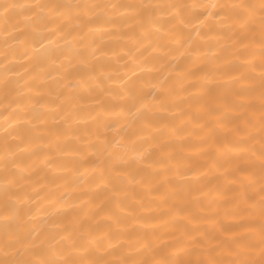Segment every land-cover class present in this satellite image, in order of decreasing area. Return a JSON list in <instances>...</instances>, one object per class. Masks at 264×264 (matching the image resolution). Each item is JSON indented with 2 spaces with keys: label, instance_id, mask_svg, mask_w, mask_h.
<instances>
[{
  "label": "snow or ice",
  "instance_id": "1",
  "mask_svg": "<svg viewBox=\"0 0 264 264\" xmlns=\"http://www.w3.org/2000/svg\"><path fill=\"white\" fill-rule=\"evenodd\" d=\"M14 17L26 26L12 24ZM0 21V40L23 46L29 61L19 99L10 100L17 90L8 76L18 72L8 54L0 60V104L21 109L0 126V264H264V0H0ZM118 24L128 31H113ZM97 37L133 47L107 61ZM128 60L124 75L109 74L110 63ZM29 66H55V75ZM145 70L178 75L144 93ZM105 77L119 84L107 90L111 100L92 87ZM85 109L84 123H94L81 129ZM191 109L203 117L196 134L205 143L223 136L224 160L181 143ZM68 137L88 148H67ZM186 148L200 153L197 161L183 155ZM82 168L90 182L80 179ZM217 173H228L231 211L200 199L205 178ZM57 189L83 195L73 200ZM41 213L48 220L30 227Z\"/></svg>",
  "mask_w": 264,
  "mask_h": 264
},
{
  "label": "bare ground",
  "instance_id": "2",
  "mask_svg": "<svg viewBox=\"0 0 264 264\" xmlns=\"http://www.w3.org/2000/svg\"><path fill=\"white\" fill-rule=\"evenodd\" d=\"M4 2H7V0H4ZM96 2L99 3H104L107 2V0H96ZM112 2L115 3H127V4H136V3H140L142 2V0H112ZM251 2L253 3H258L259 0H251ZM134 13L132 11H125L123 12V16L127 17V16H131ZM24 23L26 26V22L23 21V18H13L12 24H21ZM3 25V22L0 21V26ZM113 31H128V28L126 25H122V24H118L117 27L115 29H113ZM44 35H48V33H44ZM97 43H99L104 49L105 51H107L109 54L107 57H104L102 59H105L107 61H112L115 59V57L113 56V53H118L120 56H124L125 53L128 51L129 48L133 47V41H129L127 39H108L107 37H105L103 39V41H101L99 39V37H97ZM46 47H52L51 45H46ZM67 48V46H65ZM16 50V51H14ZM22 50H23V46L21 45H12V48H8L4 45L3 41L0 40V60L4 59V55L8 54V60H9V67H13L14 69H16V71L18 72V74L16 75H12L9 74L8 79L10 81H12V87L15 88L17 91L15 93H12L9 97V99H19L18 96V92L19 89L21 87H23V81L25 78L28 77V72L25 71V68L23 67L24 65L29 64V61L22 59ZM84 51H87L88 49H82ZM42 51V50H40ZM65 63H67V61H65ZM132 65V61L128 60L127 64L121 62L120 64H114V63H110L108 65V67L111 69L110 71V75L112 77H120L122 75H124L125 71H127L129 68H131ZM54 67L53 68H41V67H35L33 68L32 66H29L28 71H33L35 73H40L42 71H52L53 75H55L54 72ZM168 75L169 79L175 83L176 82V77L178 75V73L176 71H171L170 75L168 72L165 71H160L157 72L155 70L153 71H148L145 70L144 72L140 73V76L142 78V83L139 85L140 87L143 88L144 93H149V92H157L158 90L153 88L151 85L157 81H159L160 79H162L164 76ZM3 72L0 71V85H2V81H3ZM60 77H57V80H59ZM16 82H20V83H16ZM77 80L74 76L73 78V83H76ZM49 83L55 85V81H49ZM246 86V85H245ZM92 87L96 88V93L98 96H100L101 98L105 99V100H111L112 98L107 96V90L108 89H115V88H119V84L117 82H115L114 80H109L106 77L103 78V83L99 85V87H97V84L95 81L92 82ZM79 91L86 95V91L81 88L79 89ZM34 94V93H33ZM216 95L218 96H224L226 95V89L224 88H218L216 91ZM4 97V90L2 87H0V100H2ZM21 111L20 108H17L15 105H13L11 108H8L7 105L4 104H0V126H7L8 121L12 120L13 116H15L17 113H19ZM191 111H193L195 114L190 118L192 120V123H188L187 120L185 121H181L182 123L186 124V126L189 129L190 134L187 135L184 140L181 142L184 145H192V146H197L200 145L203 147V151L207 152V153H211L213 155L214 158L219 159V160H224L225 157V153L223 151H217V146L223 141V136L220 134H217L213 140L208 141L207 143H205V141L198 136L196 133H198L200 131L199 127H197V121L202 119L203 117L201 116V114L196 113L195 109H191ZM164 115H170V113H165ZM87 117V110H82L81 114H80V124L78 125L79 128L83 129L85 127H90L94 122L91 120L87 121V124L84 123V120ZM107 121H111L113 119H115V117H107L105 118ZM12 127H19V125H17L15 123V121H13ZM11 130V129H9ZM3 129L0 128V134H2ZM105 135L112 137L115 135V133L111 130V128H109V130L107 131V133H105ZM86 139L91 140L93 143L98 144V145H102L103 141H97L95 139L94 136L91 137H87ZM61 143H63L67 148L71 149V148H88L87 144H80L79 141L75 140L72 137H68L66 139L62 138ZM92 151H95V149H92ZM183 155L185 157H191L193 159V161H197L199 158L200 153L196 152V151H189L187 150V148L185 149V151L183 152ZM235 155V154H234ZM63 159H71V157H63ZM202 162V161H200ZM81 172L84 173V176L80 177V179H84L88 182H90L91 180V172L90 169L88 168H82ZM228 175V173H223V174H209L205 180V188H204V195L200 197V199L202 201L205 202V204H207L210 208H212L213 211L219 209L221 212L224 211H231L232 210V200L234 199V193L232 191H230V183L227 179H225V177ZM89 187V183H85L84 185V190L86 191ZM138 190L140 191H144L143 189H140V186L137 185L136 186ZM40 191H46L47 189L42 187L39 189ZM58 192V194L64 195H70L72 197L73 200H75L77 197L82 196L83 193L80 190L74 191L72 193H65L63 191V189H57L56 190ZM32 195H35L34 193ZM85 199H87V197H84ZM212 201H215V203H211ZM36 203H40L39 200L36 201ZM132 204H134L135 202H131ZM50 205L48 204H44V208H49ZM160 209H156L155 213L153 214H159L160 213ZM204 214H211L207 211H205ZM144 215H147V213H144ZM48 220V216L41 213L38 214L34 220L30 223V227L39 229L40 227H42L41 222ZM223 220L225 223H236L237 222V218L232 217V216H225L223 217ZM136 227H140V225H136ZM157 229L160 227L158 225L154 226ZM200 227L202 228H207V229H212L213 225L212 224H205V225H201ZM149 231H151L152 229L149 228Z\"/></svg>",
  "mask_w": 264,
  "mask_h": 264
}]
</instances>
